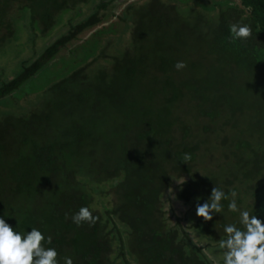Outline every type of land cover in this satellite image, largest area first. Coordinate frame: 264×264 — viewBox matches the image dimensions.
Instances as JSON below:
<instances>
[{"label": "trees", "instance_id": "trees-1", "mask_svg": "<svg viewBox=\"0 0 264 264\" xmlns=\"http://www.w3.org/2000/svg\"><path fill=\"white\" fill-rule=\"evenodd\" d=\"M127 2L0 0V53L22 27H66L0 84V218L38 229L58 264H224L225 226L264 221V0ZM232 23L251 37L232 40ZM94 82L123 87L122 129L87 107ZM214 186L227 198L205 221ZM81 207L95 224L72 221Z\"/></svg>", "mask_w": 264, "mask_h": 264}, {"label": "clouds", "instance_id": "clouds-1", "mask_svg": "<svg viewBox=\"0 0 264 264\" xmlns=\"http://www.w3.org/2000/svg\"><path fill=\"white\" fill-rule=\"evenodd\" d=\"M232 40L247 39L252 35L249 24H230ZM186 67L183 61H178L175 68L179 71ZM183 159H191L190 154H185ZM234 197L235 193H231ZM227 196L219 187L214 186L208 201L201 204L199 198L195 206L197 217L205 221L213 219V213H221L223 207L221 201ZM229 211H238L237 204L233 199L228 205ZM98 218L92 212L81 207L72 216V221L78 226L87 222L95 224ZM240 224L243 229L229 224L224 231L228 234L227 239L219 240V248L225 249L224 264H264V221L248 211L240 212ZM43 234L36 228L22 235L0 218V264H58L57 251L54 248H44L42 241ZM50 242V240H49ZM64 264H73L70 257H64Z\"/></svg>", "mask_w": 264, "mask_h": 264}, {"label": "rangeland", "instance_id": "rangeland-1", "mask_svg": "<svg viewBox=\"0 0 264 264\" xmlns=\"http://www.w3.org/2000/svg\"><path fill=\"white\" fill-rule=\"evenodd\" d=\"M125 5L126 4H124L122 7H124ZM87 10H88V7L85 9H82L81 7L76 8L74 19H76L77 21L81 20L83 16L86 15ZM66 17L64 18L65 20H67L70 17V15H67ZM65 28H63V26L59 27V26L52 25L48 27V29L44 32H41V29L38 28L36 29V32H38L36 37H31L29 33V29L22 27L21 32L19 33L18 37L15 39L16 42L11 45H8L6 47V51L0 53L1 55L0 57V84L3 81L11 80L12 78H14L16 74L19 73L20 71V68H21L20 61L28 60L29 58H33L39 55L40 53H42L49 44H51L53 41H55L57 38H59L63 34ZM32 38H34V41H32ZM125 39L126 38L123 37L122 41H120L119 38L117 37H112V38L110 37L109 39H106V42L107 41L111 42L112 43L111 45H113L116 49L118 46L124 45L127 42V40ZM98 66H95V67L93 66L95 68L94 70H97L99 68ZM94 70L92 71L94 72ZM90 74H91L90 72L87 73V75H90ZM117 87L120 93L116 90L117 92H114V95L111 93H107L105 91L103 84L101 83L97 84L95 82L93 83V85H90L89 87H86V86L82 87V89L80 90H82L83 92H89L90 94V101L87 107H89V105L91 106L97 103L98 111H95V112L97 113L98 116L101 114L100 119H103L105 123L110 122L111 120L115 119L113 122H115V124H117L122 129L124 126V119L122 116H120L122 113H120V111L116 107L118 103L116 101V98H118L119 95L121 97L122 93H121L120 88H123V87H120V86H117ZM61 98L67 99L65 95L60 96V99ZM109 103L113 106V108H111L112 106H110ZM15 108H19V109H16L15 112H17L18 110L24 111V109H26L25 107L20 108L19 105H17L13 109ZM105 114H106V118H105ZM106 119H107V122H106ZM174 206L176 208L177 214L183 215L187 211V209L181 206L179 203H175ZM211 257H214L215 259H217V257L213 254L211 255Z\"/></svg>", "mask_w": 264, "mask_h": 264}, {"label": "water", "instance_id": "water-1", "mask_svg": "<svg viewBox=\"0 0 264 264\" xmlns=\"http://www.w3.org/2000/svg\"><path fill=\"white\" fill-rule=\"evenodd\" d=\"M135 1H137V0H128V2L126 3V5L123 8L127 7L129 4H131V3L135 2Z\"/></svg>", "mask_w": 264, "mask_h": 264}]
</instances>
